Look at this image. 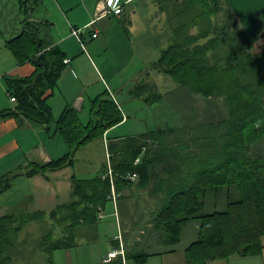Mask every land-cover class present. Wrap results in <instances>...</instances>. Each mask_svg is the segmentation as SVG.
<instances>
[{"label":"crops","instance_id":"0c3cea01","mask_svg":"<svg viewBox=\"0 0 264 264\" xmlns=\"http://www.w3.org/2000/svg\"><path fill=\"white\" fill-rule=\"evenodd\" d=\"M100 1L0 0V91L5 90L8 94L4 76L24 79L36 71L33 61L19 63L7 46L9 40L21 35L29 26H35L40 29L42 50L58 47L65 54L66 67L58 86L45 96L53 114L58 112L59 118L66 107L71 106L79 113L81 120V113L85 112L89 101V121L83 123L81 120L87 125L94 118L93 107L99 99L113 100L124 119L105 132L104 143L106 144L107 140L109 146L120 149L130 138L152 134L148 147L156 152L155 157L145 159L148 171L143 176L135 175L136 179L126 185V189L117 191L114 178L113 187L118 196L116 200L109 196V200L114 204L99 207L94 220H84L80 216V221L74 227L71 226L73 219L69 217L73 210H68L67 207L77 201L73 194L76 175H71L72 172L68 171L74 169L76 160L61 171H49L46 175L38 173L30 177L36 183L43 184L44 181L48 184L49 179L46 176H62L65 178L62 180L65 183L64 187L71 186L64 194V201L55 209L59 206L64 207L62 237L71 238L73 246L56 250L53 254L54 264H109L105 263L104 259L115 250L123 248L127 258L137 254L132 252L137 245L144 248L166 246L165 233L157 222L159 214L172 197L173 188L187 187L196 181L205 169L214 170L217 165L223 163L221 160L225 151L230 150L229 134L232 129L230 124L233 121L226 97H206L197 94L178 85L176 80H169V74L156 67L168 48L182 43L186 36L198 34L200 29L195 27L182 32V29H178L181 17L168 13L158 0H150L153 5L146 4L143 8L140 4L134 6L135 2L141 0H123L129 2L125 5L122 15L101 18L91 28L86 29L96 18ZM227 2L251 41V52L264 53V0ZM73 28L83 29L82 38L85 42L89 40L87 47L84 48L79 39L72 34ZM94 33H97L98 37L93 38ZM90 36L92 38L89 39ZM207 40L202 39L200 43ZM221 56L222 59L225 58L224 54ZM68 59L71 61L66 62ZM143 85L146 87L140 89ZM134 91L136 96L133 95ZM159 94L161 96H158ZM10 103L11 108L8 105H1L4 107L0 109V115L16 109L17 101L10 100ZM164 103L171 112H165L167 116L159 112L157 116L156 108L162 107ZM55 121L54 124L47 125L22 114L0 116V160L22 150L21 134L29 131H36L38 135V141L30 148L37 151L36 163L61 158H57L55 153L44 151L46 142L54 141L55 136L59 134ZM258 143L255 145V153H258ZM146 148L144 147L143 154L146 153ZM114 155L116 154L111 153L109 149L97 176L102 178L108 172ZM143 156L141 154L139 161L138 159L135 161L136 165L141 163ZM60 172L62 174H58ZM95 177L78 179L88 180ZM165 182L172 183L171 191L166 189ZM232 189L234 197L237 198L238 189L235 187ZM216 193L218 192L214 190L209 191L207 197L213 195L216 197ZM225 194L230 195L227 187L223 189L222 196ZM224 202L226 203V199ZM228 203L229 201L222 210L227 208ZM85 206L87 205L77 206L80 214ZM208 206L206 198L205 213L219 210L218 202L212 203L211 211L205 210ZM132 211L140 214L136 220L138 224L134 226L129 224L132 221L129 212ZM106 212L107 217L113 218V221L103 225L99 220L105 218H101L100 215H105ZM148 213H153L155 217L148 218ZM192 221L200 222L201 225L200 220ZM125 226L130 229H126ZM146 228L154 229L153 233L145 231ZM90 235L92 240L87 241ZM104 235L107 236L105 239ZM83 247L87 249L84 250ZM177 251L170 248L148 253L150 257L143 262L128 258L127 261L134 260L135 262H132L134 264H149L151 259L164 257L166 260H159L156 264H191L187 262L186 251L182 252L183 254H178ZM238 257L227 259V264H264V249L259 255ZM215 263L216 261H211L209 264Z\"/></svg>","mask_w":264,"mask_h":264},{"label":"trees","instance_id":"16d2710c","mask_svg":"<svg viewBox=\"0 0 264 264\" xmlns=\"http://www.w3.org/2000/svg\"><path fill=\"white\" fill-rule=\"evenodd\" d=\"M166 1L172 8L170 13L181 17L178 29L183 32L197 27L200 32L186 36L182 43L168 48L156 67L171 75L178 85L197 94L206 97L225 96L233 122L230 124V150L225 151L222 164L214 170L205 169L187 187L173 188L171 182H165L166 189L174 190L168 205L159 214L157 225L165 233L164 243L176 245L181 240L185 224L192 220L201 221L198 239L186 250L187 262L191 264H209L235 255H259L264 249V157L254 151L255 145L264 138V80L254 62L256 55L251 52V41L227 0H158L164 10L170 6H165ZM206 23L219 25V34L212 33ZM233 23L238 25L241 35L234 33L228 37L225 29L230 26L232 30ZM39 32V28L29 26L21 35L7 42L16 60L21 64L33 61L36 71L24 79L4 76L8 94L17 100V107L13 112L6 111L0 116L22 114L48 125L54 116L45 96L58 86L66 64L65 54L58 47L42 50ZM202 39L208 40L200 43ZM261 58L264 60V53ZM145 87L143 85L140 89ZM93 109L96 119L92 118L89 124L84 125L79 113L71 106L66 107L55 121L57 133L65 143L75 146V149L80 148L97 137H103L107 130L124 119L113 100L99 99ZM151 139L152 134H144L126 140L120 149L110 145V152L116 154L111 160L115 182L128 185L133 180L126 176H143L148 171L145 159L156 154L148 147ZM144 147H147L146 153L141 163L136 165L135 161ZM75 160L73 153H69L56 160L35 163L29 170H22L21 174H46L62 169ZM7 175L0 181V194L10 187ZM226 187L231 193L233 187L237 188L238 197L230 200L225 210L205 213L208 192L222 191ZM120 188L116 184L117 191ZM111 192L109 178L103 180L97 176L88 180H74L73 194L77 201L67 207L73 210L69 215L73 219L71 226L77 225L80 216L84 220H94L99 207L105 205ZM80 204L87 205L81 214L77 208ZM63 208H57L61 214ZM31 217L18 219L0 213V264H12L8 250L15 244L14 236L20 234L26 224L33 220ZM43 244L52 253L48 264H54L53 254L56 250L73 246L71 238L62 236L52 244H48L45 236ZM148 257V253L127 256L140 262L146 261ZM109 264H123V261L117 257Z\"/></svg>","mask_w":264,"mask_h":264},{"label":"rangeland","instance_id":"374dc122","mask_svg":"<svg viewBox=\"0 0 264 264\" xmlns=\"http://www.w3.org/2000/svg\"><path fill=\"white\" fill-rule=\"evenodd\" d=\"M139 4L141 8H143L146 4L148 6L153 5L150 0H141L140 2H135L134 6L137 7ZM168 4L170 5V3L166 1L165 6H167ZM166 11L168 13L172 12L171 5L168 7V9L166 8ZM205 25L208 29H211V32L215 35L219 34V32L221 31L219 25L214 26L207 23ZM232 27V30L230 26L226 27V36L229 37L234 33H236L237 35H241V31L236 23H233ZM90 38L92 37L90 36L89 39ZM88 42L89 40L86 42V47L88 45ZM254 54L256 55V59L254 60V62L257 64L258 70H260V74H262L261 76L264 80V60L261 58L262 53L254 52ZM168 78L169 80L174 79L170 75H168ZM10 100L11 95H8L5 90L3 92L0 91V109L4 107L1 106L3 104L8 105L11 108L12 103H10ZM165 104L166 103H164L160 108H156L155 114L157 116L159 112H163L164 116H167L165 112H171V110L166 107L167 105ZM86 107L87 109L85 110V112L81 113V120L83 123H87L90 118L89 101H87ZM53 116V121H55V119H59L58 112H55ZM93 117L94 119H96L95 116ZM53 121L51 122V124H54ZM52 131H54V129ZM52 134L53 132H51L50 135ZM21 135L23 151L21 150L19 152L13 153L5 157L6 159L0 160V181L6 174H8L7 176L9 177L10 182V187L5 192L0 194V212L2 214L13 215L18 219H22L23 216H32L31 218L33 220L30 221V223L26 224L20 234L14 236L15 244L8 250V254L11 257L12 264H48L49 258H52V253L48 252L47 248H45V245L43 244L44 237L46 236L48 244H52L53 242L61 238L63 232V219L61 220V218L63 217V215L58 211V209L55 208L59 204H61L62 201H64V194L69 190L71 186L68 187L67 185H65L64 187L63 184L65 183L62 180H64L65 178H63L62 176H46L49 179V183L46 184L44 181H42L43 184H39L30 179V177L33 176H26L24 174H21L22 170H29L32 165L38 161L35 157L37 155V151L33 149L30 150V148L34 147V145L38 141V135L36 131H29ZM105 142L106 144L104 143L103 137H97L94 140L89 141L87 144L81 146L80 148L75 149V146L68 145L67 143H65L61 135L57 134L54 141L46 142V148L44 149V151L48 153H55L57 158L63 157L69 153H73V158L76 159V165L74 169H72V171L68 172H72L71 175L75 174L76 177L74 178V180H77L78 178L93 176L95 177L102 166V161L109 153L110 146L108 145L107 140ZM257 151L264 157V138L259 141ZM142 155L145 154L142 153ZM61 170H63V168L56 171ZM58 174L62 173L60 172ZM114 184H117L118 187H121L120 189H126V185L123 183L115 182ZM152 187H154L153 184ZM222 192L223 189L222 191H218V193H216V197H214V195L213 197H207L209 206L205 209L206 211H211V206L214 202H218V209L222 210L223 207H226V203L228 201L234 199L233 192H229L230 195L225 194L224 197L222 196ZM224 199H226V203L224 202ZM111 203L114 204L113 201L108 200L105 204H109L111 206ZM129 215L132 218V221L129 222V224L132 226L137 225L138 223L136 222V220L140 214L132 211V213L129 212ZM147 216L148 218L152 219L153 217H155L153 213H148ZM104 218L105 219L99 220V223L105 225L106 223H111L113 221V218L107 217V212L105 213ZM200 226V222L197 221H192L185 224L181 233V242L177 243L176 245H160L152 246L151 248H144L141 245H137L133 248L132 252L134 254H151L156 251H164L170 248H175L178 250V254H183L182 252L185 253L187 247H189V245L198 238L197 235L201 229ZM126 229L129 230L130 228L127 227ZM152 230L154 231V229L146 228L145 231H148V233H153ZM105 237L107 236L104 235V239ZM86 240H92V235H90ZM89 248H93V246H89ZM86 249L87 248H85L84 250ZM235 256L239 258V255ZM235 256H232L230 258H234ZM159 258L161 259H151L149 264H156V262H158L159 260H166L164 257ZM132 262L135 261L133 260L131 262H128V264H134ZM227 262L228 261L226 259L217 260L215 264H227Z\"/></svg>","mask_w":264,"mask_h":264},{"label":"built area","instance_id":"2783aa9c","mask_svg":"<svg viewBox=\"0 0 264 264\" xmlns=\"http://www.w3.org/2000/svg\"><path fill=\"white\" fill-rule=\"evenodd\" d=\"M129 1L124 2L123 0H101L98 4L97 7V14H96V18L86 27L87 28H91L92 25H94L99 19L104 18V17H108V16H120L122 15V13L124 12V7L125 5L128 3ZM82 31L83 29H77V28H73L72 30V34L74 36H76L80 43L82 44V46L85 48L86 47V42L85 40L82 38ZM93 38L98 37L97 33H94L92 35ZM71 60L68 59L66 60V62H70ZM12 101H17L15 98H11ZM139 161V159L137 160ZM103 179H110L111 184H112V195L111 198L113 200L117 199V192L115 191L114 187H113V180H114V175H113V169H112V165H109V169L108 172L106 174H104L102 176ZM126 178L131 179V180H135L136 177L134 176H126ZM101 218L104 217V214L100 215ZM121 256L123 264H128V261L126 259V254L125 251L123 250V248L121 250H115L111 253H109L105 259L104 262L105 263H110L112 262L114 259H116L117 257Z\"/></svg>","mask_w":264,"mask_h":264}]
</instances>
